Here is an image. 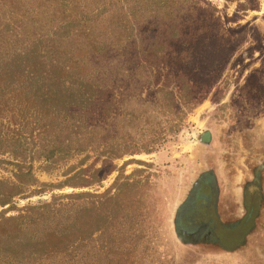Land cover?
Here are the masks:
<instances>
[{
	"label": "rangeland",
	"instance_id": "rangeland-1",
	"mask_svg": "<svg viewBox=\"0 0 264 264\" xmlns=\"http://www.w3.org/2000/svg\"><path fill=\"white\" fill-rule=\"evenodd\" d=\"M30 10L0 23V71L14 77L0 79V224L45 205L49 223L73 219L77 236L85 224L73 264H264L263 210L220 232L213 195L202 208L196 192L177 215L201 132L225 152L254 144L264 0H50ZM35 89L39 112L25 94ZM41 109L63 126L50 139ZM25 170L33 179L21 185Z\"/></svg>",
	"mask_w": 264,
	"mask_h": 264
},
{
	"label": "flooded vegetation",
	"instance_id": "flooded-vegetation-1",
	"mask_svg": "<svg viewBox=\"0 0 264 264\" xmlns=\"http://www.w3.org/2000/svg\"><path fill=\"white\" fill-rule=\"evenodd\" d=\"M257 126L254 144L250 141L249 146L243 145L242 154L233 153L231 148L226 152L219 149V138L207 130L199 134L200 152L194 180L179 204L178 216L191 206V197L196 192V200L204 199L203 203L199 202L202 208L208 207L209 201L205 199L213 195L211 211L220 232L229 231L225 228L226 222L236 223L238 227L240 222L249 221L264 211V115Z\"/></svg>",
	"mask_w": 264,
	"mask_h": 264
},
{
	"label": "trees",
	"instance_id": "trees-1",
	"mask_svg": "<svg viewBox=\"0 0 264 264\" xmlns=\"http://www.w3.org/2000/svg\"><path fill=\"white\" fill-rule=\"evenodd\" d=\"M35 2H39V4L35 6ZM47 3H50V0H0V23L7 16L24 17L30 11L34 12V10H30L31 8L38 9ZM0 79H4L1 84L3 86L7 84L5 83L7 80L12 79L13 81L14 77L10 72L0 71ZM19 83L23 85L21 82ZM21 88L23 89L22 86ZM25 94L33 108L38 110L40 96L36 89L34 92L25 91ZM54 103H57L56 100ZM41 113L42 116L40 119L38 117V121L46 120L47 124L42 126L44 129H49L45 137L50 139L52 135L55 136V127L61 125L55 124V117L52 118L47 109H41ZM62 127L57 130L58 133L62 132ZM53 154V150H48L44 159H49ZM18 178L23 179V181L20 180L21 185H25L28 180L33 179L29 170L19 174ZM48 207L49 205L30 208L31 213L8 219L5 223L0 224V264H51L58 260L59 264H73L71 249L74 241L76 238H81L80 240L83 241L91 232L84 224L80 236H77L72 227L73 219H68L63 223H49L51 209H45ZM34 211L36 213L33 214ZM82 263L86 264L87 262L85 263L83 260Z\"/></svg>",
	"mask_w": 264,
	"mask_h": 264
}]
</instances>
